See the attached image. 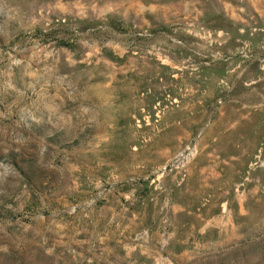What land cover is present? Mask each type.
I'll list each match as a JSON object with an SVG mask.
<instances>
[{
  "label": "rangeland",
  "instance_id": "rangeland-1",
  "mask_svg": "<svg viewBox=\"0 0 264 264\" xmlns=\"http://www.w3.org/2000/svg\"><path fill=\"white\" fill-rule=\"evenodd\" d=\"M0 264H264V0H0Z\"/></svg>",
  "mask_w": 264,
  "mask_h": 264
}]
</instances>
